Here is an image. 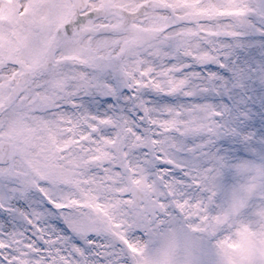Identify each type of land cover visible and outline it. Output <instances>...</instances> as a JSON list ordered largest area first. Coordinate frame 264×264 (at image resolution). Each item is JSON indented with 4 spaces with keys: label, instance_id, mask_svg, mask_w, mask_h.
Segmentation results:
<instances>
[{
    "label": "snow or ice",
    "instance_id": "snow-or-ice-1",
    "mask_svg": "<svg viewBox=\"0 0 264 264\" xmlns=\"http://www.w3.org/2000/svg\"><path fill=\"white\" fill-rule=\"evenodd\" d=\"M0 264H264V0H0Z\"/></svg>",
    "mask_w": 264,
    "mask_h": 264
}]
</instances>
